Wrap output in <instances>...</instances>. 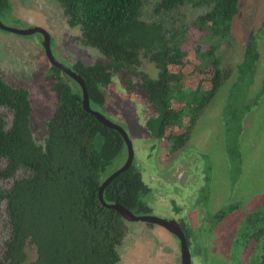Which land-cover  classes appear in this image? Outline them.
I'll use <instances>...</instances> for the list:
<instances>
[{
	"label": "trees",
	"instance_id": "trees-1",
	"mask_svg": "<svg viewBox=\"0 0 264 264\" xmlns=\"http://www.w3.org/2000/svg\"><path fill=\"white\" fill-rule=\"evenodd\" d=\"M57 1L69 16V23L80 26L83 44L103 56L93 64L77 62L74 66L85 81L91 107L104 104L101 87L112 75L140 73L138 86L156 112L146 118L147 129L154 138L171 141L173 149L183 146L199 112L222 83L218 40L229 36L239 0H159L150 21L142 18L145 0ZM6 5V0H0V8ZM183 5L202 12L190 24L173 27L163 15ZM198 31L211 38L209 44L205 45L201 34L191 36ZM263 32L264 20L247 37L243 58L235 70L239 83L247 78L240 87L246 88L252 81L258 58L256 42ZM190 39L197 44L188 46ZM190 46L189 56L193 53L196 58L193 63L187 57ZM142 57L154 63L156 78L140 71ZM58 73L53 67L48 76L58 77ZM53 88L57 103L45 121L46 134L38 143L30 122L28 89L11 85L0 72V106L12 113L8 126L4 113H0V161H4L0 178L13 177L1 194L6 200L10 234L0 264L22 263L28 241L35 244L37 254L27 264H116V246L126 226L119 213L101 204L98 188L107 166L124 149V141L116 130L83 109L78 87L59 78ZM232 98L225 113L229 121L240 120L237 108L231 107ZM19 168L25 174L14 177ZM148 192L132 164L105 187L103 198L145 214L150 211L144 200ZM245 229L248 235L255 231L258 239L264 238V202L249 215Z\"/></svg>",
	"mask_w": 264,
	"mask_h": 264
},
{
	"label": "rangeland",
	"instance_id": "rangeland-1",
	"mask_svg": "<svg viewBox=\"0 0 264 264\" xmlns=\"http://www.w3.org/2000/svg\"><path fill=\"white\" fill-rule=\"evenodd\" d=\"M158 1L145 0L143 19L150 21L153 18L152 10ZM238 5L239 11L231 22L230 34L218 40L216 50L225 77L214 97L197 116L185 145L170 154L167 160L162 159L166 151L165 144L154 139L146 127L145 107L140 98L143 97L142 91L133 90L135 96L121 82L128 78L127 74H120V77L113 75L111 82L103 88L104 104L95 106L107 119L119 124L130 137L134 150L133 164L149 187L144 200L151 209L150 214L166 219H183L190 225L191 264H231V252L236 246L235 232L244 222L246 214L264 201V32L257 40L259 56L252 83L246 88L240 87L247 78L239 83L235 77L246 37L251 31L257 30L264 20V0H239ZM201 12L199 8L183 5L163 16L168 23L178 28L190 24ZM52 17H56V14L32 0H8L1 14L6 24L41 26L53 38ZM196 35L202 37L205 45L211 41L209 36H204V32L191 34L193 38ZM40 37L39 32L21 36L0 29V48L12 45L24 50L29 48L28 38ZM57 42L54 36L51 48L54 55L60 58L63 52L56 47ZM192 43L194 39L189 40L188 46ZM193 46L189 47L187 55L191 63L196 62L193 53L189 56ZM80 51L82 54L79 56L86 61L92 62L100 57L92 48H79L76 53ZM36 55L39 56L38 63ZM29 56L39 68L49 63L39 48L36 51L29 48ZM66 63L69 64V61ZM139 69L150 72L152 77L157 73L154 64L144 57ZM132 79L135 81L136 78ZM231 98L234 103L230 106L237 108L240 120L229 121L225 113V103ZM243 106L248 108L247 111H240ZM1 112L9 125L11 111L0 106ZM185 116H189V113ZM39 129L41 131V128L33 127L35 136ZM122 161L116 158L107 166L105 174L115 170ZM0 164L3 165L4 161H0ZM23 174L24 169L19 168L14 177ZM12 181L13 177L0 178V260L3 259L5 240L10 232L4 210L5 198L1 194ZM222 210L228 211L226 216L220 214ZM125 223L130 228L128 237H133L134 241H128V247L120 252L121 264H176L179 243L175 235L157 224ZM25 250L26 259L20 264H27L36 257L34 243L28 241ZM134 253L138 255L133 256Z\"/></svg>",
	"mask_w": 264,
	"mask_h": 264
},
{
	"label": "flooded vegetation",
	"instance_id": "flooded-vegetation-1",
	"mask_svg": "<svg viewBox=\"0 0 264 264\" xmlns=\"http://www.w3.org/2000/svg\"><path fill=\"white\" fill-rule=\"evenodd\" d=\"M32 1H34L37 5H39V6L43 7V8L45 7L46 9H48L49 11H51L53 14H56V17H52V19H51L52 20L51 21V23H52L51 24V30L53 31V32L52 31L51 32L53 34V38H52L51 33L49 32V34H50V48H51V41H52V39L54 40V36H55L58 39V42H57L56 47L59 50H61L63 53H60V55H59L60 58H59V57H56L54 55V53L52 51V48H51V51H52L53 55L55 56V58L59 62H61L63 66L70 68V70H72L73 72H75L76 74H78L74 70V66H75V64L77 62H81L83 64L89 65V64H93L98 59L97 58V59L93 60L92 62L86 61L81 56H79L80 54H82L81 51H80V53H76V51L79 50V48L81 50H82V48H92V49L96 50L100 54V52L97 49H95L93 47H90L88 45L83 44V42L81 40V30H80V26L79 25H71L69 23V20H70L69 19V16L66 15V13L64 11V7L62 6V4L60 2H58L57 0H32ZM6 2H7V5H8V0H6ZM7 5L0 8V21L2 23H4V22L1 19V14L4 12V9H5V7H7ZM4 24L5 25H9V26H15V27H18V28L19 27L20 28L21 27L22 28L27 27V25H24V26H16V25H11V24H6V23H4ZM0 29H2L3 31L5 30V32H9V33L17 34V35H21V36H25V35L31 34V33H26V34L18 33V32L12 31L10 29L3 28L1 25H0ZM254 31H257V30H253V32ZM35 32H39V31H35ZM35 32H32V33H35ZM39 33H40V36H41L40 39L39 38L38 39L37 38H28L29 41L27 42V45L29 46V48H32V49L34 48L35 51L37 50V48H39V51H41V52L43 51L44 54H45V49H44V46H43V43H42V41H43V35L41 34V32H39ZM249 34H248V36H249ZM260 35H262V34H260ZM247 37H246V41H247ZM16 40L19 43H21V41H19L18 39H16ZM245 45H246V42H245ZM245 45H244V48H245ZM256 45H257V42H256ZM29 48H27V49H25V51H23L24 54H25V58L24 57L15 58V61L14 62L7 61V63H6V67H10V68L14 67V70H12V71H16V73H17V74H15L16 78H11V76H7V72L5 70L6 67H4V66H1L0 67V72L3 75V78L8 83H10L11 85H14V86H23V87H25V88L28 89L29 99H30L31 104H32V113H31V116H30L31 117L30 118V122H31L32 130H33V127L34 128L35 127L41 128V131L39 129V133H37V136H35L34 131H33V134H34V137H35L36 141L38 143H41L42 142V139H43V136L46 134L45 121L48 118H50V116L52 115L53 111L55 110V106H56L57 99H58L57 92L53 88V86L55 85V83L59 80V78H61V80H64L65 82L70 83V84L74 85L75 87H78L80 89V92H81V101H82V91H81L80 85L78 84L77 81H75L74 78H72L66 71H64L62 69V67L50 63L49 60H48L49 63H46V65L44 67L39 68V66L37 65V63H38L37 57L39 58V56L36 55V58L35 59H36L37 63L34 62L32 60V58L29 56ZM67 48H69L70 51L71 50L72 51L75 50V51L73 53H70V51H68ZM257 51H258V49H257ZM243 52H244V49H243ZM13 54L14 53L10 52V49H8V48H0V60L10 59L11 55H13ZM45 56L48 59V57H47L46 54H45ZM258 56H259V51H258ZM102 57L103 56L100 54V57L99 58H102ZM144 58H147V57H144ZM242 58H243V55H242ZM66 61H69V64L66 63ZM2 63L4 64L5 62H1V64ZM238 63H237V65H238ZM33 67H36V69L32 72L31 70L33 69ZM53 67H55V68H57L59 70L58 77L55 74H52L51 76H48V74H51V72L53 70ZM154 67H155V65H154ZM236 69H237V66H236ZM156 70H157V68H156ZM140 71H142L143 73H146L149 77H152V76H150V74H151L150 72L143 71V70H140ZM123 73L127 74L128 75V78L122 79L121 82L123 83L124 87L128 91L132 92L134 95H135V92L133 90H136L137 89L138 91H140V90L142 91V93H143L142 96L143 97H140V98H141V100L144 103V107H145L144 108L145 117L147 118L149 116H155L156 115V112H155V106H154V104L149 103L147 101L146 94H145L144 90L141 89L138 86V83L141 81V76L139 75L140 73H138L137 75H132V74H130L128 72H120V73H116V74L119 75V77H120V74H123ZM156 76H157V73H156ZM156 76L155 77H152V78H156ZM132 77L136 78L135 81L132 79ZM224 77H225V73H224V75L222 77V81H223ZM111 79H112V77H111ZM83 81H84V79H83ZM252 81H253V78H252ZM252 81L250 82V84L252 83ZM110 82H111V80H110ZM84 83H85V81H84ZM108 84H105V85H103L101 87L102 92H103V88H105L106 85H108ZM86 90H87V88H86ZM229 91H230V85H229ZM103 94H104V92H103ZM135 96H137V95H135ZM213 97H214V95H213ZM89 104H90V100H89ZM225 105L227 106V103H225ZM226 106H225V108H226ZM90 107H91V105H90ZM91 108L94 109L93 107H91ZM247 109L248 108H245V106H243L240 111L244 112V111H247ZM185 117H187V116H185ZM182 127L184 129V127H186V126H182ZM109 128H111V127H109ZM114 130H116V129H114ZM122 139H123V137H122ZM129 139H130V137H129ZM154 139H157L159 142L165 144L166 151L162 154V159L163 160H167L169 158V155L170 154H172L174 152L176 153V151H178L179 149H181L185 145V143L187 142L186 141L183 146H181V147H179L177 149H173L172 148V142L169 141L168 139H166L164 137H159V138H154ZM123 141H124V139H123ZM126 157H127V146H126V143L124 141V149L122 150L121 154L118 157H116V158L122 159L123 161H122V163L115 170H117L119 167H121L123 165V163L126 160ZM133 160H134V150H133ZM133 160H132L131 165L133 164ZM115 170L109 172L108 174H105L104 173L103 178H102L101 183H100V186L103 183V181L111 173H113ZM178 172L180 173V175H182L181 171H178ZM100 186L98 188V192H99ZM105 187H104V189H105ZM104 189H103V192H104ZM98 199H99V197H98ZM103 200H104V198H103ZM99 201H100V199H99ZM104 202L105 203H108L105 200H104ZM263 202H261V203H263ZM5 203H6V200H5ZM112 203H117V202H112ZM112 203H108V204H112ZM261 203L259 205H261ZM101 204L103 206H105L102 202H101ZM258 206L256 208H258ZM107 208H109V207H107ZM256 208H254L252 211H250V212H248L246 214V217L244 219V222L238 227L237 231L235 232L234 244L236 246L234 247V252H231V258H230V263L231 264H261V263H263L262 261L264 260V257H263V255H264V238L258 239L256 237V235H255V231L254 232H250L249 235H248V234H246L247 233L246 232L247 230L245 229L246 228V224H247V220L249 219V215L252 212H254L256 210ZM111 209H113V208H111ZM227 209H231V208H227ZM130 211H132V210H130ZM132 212L135 215H151L150 214V211L148 213H145V214H137L134 211H132ZM227 212L225 210H222V211H220V214H223V216H226L227 215ZM119 215L121 216L120 213H119ZM122 219H123L124 224L126 226V231H125L124 237L122 238L121 242L118 243L117 246H116V251H117V254H118V261H117L116 264H121L120 262L122 260H121V257H120V252H122V250H124L125 248L128 247V241L129 242H131V241L133 242L134 241V238L133 237H128V235L130 234V228L126 225L125 222L126 221H128V222H143V223H146V225L155 224V223L145 222V221H141V220H138V221L126 220L124 217ZM175 220L177 221L178 225L180 226L181 230L184 233V236H185V239H186V243H187V246H188V249H189L190 236H191V233H190L191 227L183 219L182 220L175 219ZM170 233H172V232H170ZM9 234H10V232H9ZM173 235H175V234H173ZM176 238H177V236H176ZM177 240H178V238H177ZM178 243H179V240H178ZM232 251H233V249H232ZM189 253H190V250H189ZM135 255H138V254L134 253L133 256H135ZM176 257H177V259H176L175 263L176 264H181L180 244H179V254H177ZM190 260H191V255H190Z\"/></svg>",
	"mask_w": 264,
	"mask_h": 264
},
{
	"label": "water",
	"instance_id": "water-1",
	"mask_svg": "<svg viewBox=\"0 0 264 264\" xmlns=\"http://www.w3.org/2000/svg\"><path fill=\"white\" fill-rule=\"evenodd\" d=\"M0 25L3 28L6 29H10L12 31L18 32V33H32L35 31H39L41 32V34L43 35V46L45 49V54L48 57V60L50 61V63L58 65L60 67H62V69L64 71H66L72 78L75 79V81L78 82V84L81 87V91H82V107L84 108V110H86L87 112L91 113L99 122L103 123L105 126L107 127H111L113 129H116L121 136L123 137L126 146H127V157L125 162L123 163V165L121 167H119L117 170H115L113 173H111L101 184L99 192H98V197L100 199V201L109 208H113L115 209L118 213L121 214L122 217H124L126 220H132V221H145V222H150V223H155L158 225L163 226L164 228H166L167 230H169L170 232H172L173 234H175L179 240V244H180V250H181V264H191V260H190V253H189V249L186 243V239L184 236L183 231L181 230L180 226L178 225L177 221L175 219H166V218H160L154 215H135L132 211H130L129 209H127L126 207L122 206L119 203H112V204H108L105 203L103 200V189L104 187L116 176L118 175L120 172L126 170L132 163L133 160V147H132V142L129 139L126 131L119 126L118 124L112 122L111 120L107 119L102 113H100L99 111L92 109L90 107L89 104V97H88V93L86 90V86L85 83L83 81V79L76 74L75 72H73L72 70H70V68L65 67L62 65L61 62H59L55 56L53 55L51 48H50V34L49 32L44 29L41 26H27L25 28H18L15 26H9V25H5L4 23H2L0 21Z\"/></svg>",
	"mask_w": 264,
	"mask_h": 264
},
{
	"label": "crops",
	"instance_id": "crops-1",
	"mask_svg": "<svg viewBox=\"0 0 264 264\" xmlns=\"http://www.w3.org/2000/svg\"><path fill=\"white\" fill-rule=\"evenodd\" d=\"M7 48L10 49V52H12L14 54L11 55L10 59L0 60V64H1V62H5L4 64L2 63L0 65V67L1 66L6 67L7 61L14 62L15 61V58H21V57H24L25 58V54L23 52V51H25V49L23 50V49H20L18 47L12 46V45L8 46ZM35 69H36V67H33V69L31 71L33 72ZM5 70L7 72V76H11V78H16V76H15V74H17L16 71H12V70H14V67H12V68L6 67Z\"/></svg>",
	"mask_w": 264,
	"mask_h": 264
}]
</instances>
